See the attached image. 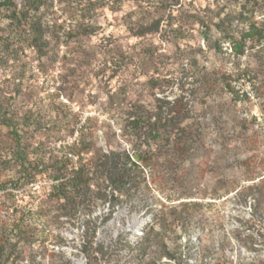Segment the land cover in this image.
I'll return each instance as SVG.
<instances>
[{
	"label": "rangeland",
	"instance_id": "374dc122",
	"mask_svg": "<svg viewBox=\"0 0 264 264\" xmlns=\"http://www.w3.org/2000/svg\"><path fill=\"white\" fill-rule=\"evenodd\" d=\"M92 1L71 7L65 0H53L49 15L62 25L64 34L63 30L80 20L78 15L71 17L74 12L82 11L86 22L94 26L93 34L53 39L48 57H37L25 45L18 56L0 52V100L18 117L31 114L41 121V129L31 126L24 133L27 142L48 144L51 149L64 141L60 140L59 121L50 132L46 130L49 120H60L61 113L52 109L60 104L71 108L75 128L84 124L92 130L96 147L102 150L109 143L132 152L133 143L122 135L120 126L133 105L150 112L160 106L165 112L180 108L184 120L169 141L152 144L157 159L141 165L140 183L129 190L133 195H120L122 201L114 207L96 200L92 213L84 215L92 220L89 223L63 216L59 222H50L48 218L55 212L44 216L37 209L38 200L52 183L47 173L12 190L14 202L1 204L0 194L1 219L11 213L21 215L34 220L43 235L49 228L52 235L37 240H44L45 252L39 249L33 259L24 252L19 263L64 264L68 259L69 264H87L80 249L86 242L95 257L93 264H133L127 242L134 244L148 236L141 243L147 246L140 253L142 261L135 264L147 260L176 264L160 254L164 244L165 250L180 252L182 264H213L214 257L221 254L226 260L223 264H264V224L251 215L248 204L238 201L234 190L237 184L246 183L253 168L264 167L258 132L251 117L243 115L254 110L251 94L264 109V45L233 57L224 47L216 52L202 34L208 31L216 36L217 13L235 10L238 0H179L162 23L163 28L169 22L172 29L179 28L172 41L158 34L131 35L126 21L141 10L133 0ZM3 22L0 17V24ZM201 23L209 24V29ZM235 64L237 76H241L235 79L236 85L242 93L233 83ZM222 74L230 75L236 99L225 89ZM76 134L75 129L66 140ZM181 137L185 142L177 147ZM16 176L9 134L0 125V181ZM187 201L201 205L189 209L182 205ZM173 211L192 217L173 223L169 216ZM161 219L170 221L165 231L158 224ZM59 236L65 240L62 244L57 242Z\"/></svg>",
	"mask_w": 264,
	"mask_h": 264
},
{
	"label": "trees",
	"instance_id": "16d2710c",
	"mask_svg": "<svg viewBox=\"0 0 264 264\" xmlns=\"http://www.w3.org/2000/svg\"><path fill=\"white\" fill-rule=\"evenodd\" d=\"M113 1L115 0H111V2ZM133 1L138 10H141L137 12L136 17L133 19L130 17L126 21L131 35L142 37L158 34L159 37L170 41L174 39L179 28L172 29V22L167 23V26L163 28L162 23L167 21L164 19L165 16L171 15V9L179 4V0ZM65 2L69 6L81 4L83 7L85 3L90 4L93 1L65 0ZM142 2L150 3V6L143 5ZM52 5L53 0H0V17L5 21L0 24V52L18 56L17 52L23 51V45H25L34 49L37 57H48L53 39L60 41L62 35H65L67 39H78L79 36H88L95 31L93 24L86 22L82 16V11L79 14L75 11L71 17L78 15L80 20H77L72 28L63 30L64 34H61L62 25L53 22L49 15ZM236 7L235 10L228 12L221 10L217 13L218 19L213 24L216 36L208 31H204L202 34L204 39L211 40L210 46L216 52H221L222 43L227 42L233 57H241L247 49L264 45V0H238ZM81 9L85 11L84 8ZM221 12H223L222 16H220ZM198 19L195 18V21ZM201 25L205 26L206 30L209 29V24L201 23ZM167 31L170 33L172 31L173 34ZM248 41H250L249 45ZM234 66L236 71L231 70V74L236 73L234 77L238 79L239 68L236 64ZM221 78L225 89L236 99V92L229 81L231 80L230 75L222 74ZM154 82L153 80L152 83L154 84ZM52 109L55 114L61 113L60 120L55 118L53 122L49 120L50 127L46 130L50 132L59 121L62 127L60 140H64V142H60L58 146L50 149L48 144H33V141L27 142L24 138V133L30 131L31 126L34 129L39 126L41 129L42 126L38 125L41 124L40 120L31 114L18 117L17 113H14L0 100V125L5 127L9 134L13 161L18 172V176L0 181V194L3 198L1 204L5 200L14 202V198L11 196L12 190H17L25 184H32L36 181L38 174L47 173L46 175L52 183L48 192L43 195V199L38 200L36 206L44 216L48 211L55 212L48 218L50 222H59V217L62 216L81 220L84 215L92 213L93 204L98 199H102L103 202H108V205L114 207L115 204L122 201L120 195H125L126 198L132 196L133 192L130 193L129 190L136 189L140 183L141 165L152 164L157 159L156 153L151 150L152 144L159 140L169 141L172 132L175 129L177 131L181 129L180 124L184 120L180 108H168L169 111L165 112L164 108L160 106L158 110L150 112L133 105L120 126L122 135L129 137L127 139L133 143L131 144L132 152L124 148H113L109 143L106 150H102L96 147L93 132L89 127H84L82 124L75 128L76 122L70 107L67 108L60 104ZM241 126L246 128L244 124ZM75 129L77 134L74 139L67 142L66 137L73 135ZM180 139L181 145L177 147H181L185 142L184 138ZM136 142L139 143L136 144ZM142 146H145L143 151H141ZM133 155L137 158L133 159ZM245 182L234 187L236 197L242 205L248 204L251 215L264 224V167L253 168L250 177ZM228 192L226 191L225 194ZM182 205L190 209L201 204L187 201ZM43 208L46 211H42ZM169 216L173 223L179 220L186 222L191 219L192 214L181 215L180 212L173 211ZM91 221L90 218L85 219V222ZM169 222L166 219H161L158 224L165 231ZM34 223V220H29L21 215L16 216L13 213L3 219L0 218V264H20V256L23 257L24 252L31 253L33 259L39 249L43 252L46 251L44 240L42 239L40 242L37 240L52 237L49 232L50 228L43 235V231L39 230L37 224ZM144 240L148 241V236L141 242L134 244L127 242L128 257L133 260V264L142 261L140 253L143 255L147 249V246L142 245ZM64 241L63 238L58 237V244H62ZM164 245L160 254L172 259L173 263L182 264L180 252L176 254L173 250H165ZM80 249L87 257V264H93L95 257L86 242ZM147 256L146 259H148ZM69 263L68 259L64 262V264ZM223 263H226L223 254L214 257L213 264ZM56 264L60 263L56 262ZM145 264H155V262L147 260Z\"/></svg>",
	"mask_w": 264,
	"mask_h": 264
},
{
	"label": "built area",
	"instance_id": "2783aa9c",
	"mask_svg": "<svg viewBox=\"0 0 264 264\" xmlns=\"http://www.w3.org/2000/svg\"><path fill=\"white\" fill-rule=\"evenodd\" d=\"M225 44H227V45L223 44V47H224L225 51L228 50L230 55H232L231 51H230L229 43H225ZM232 70L236 71V69L235 70L233 69V65H232ZM240 78H241V76L238 79H240ZM235 79H236V77H234L233 83L236 85L237 81ZM236 87H238V86L236 85ZM239 89L240 88L238 87V91L240 93H242V91L239 90ZM250 96L252 97V100L255 102L254 110L250 111L249 113L245 112V113H243V115L246 116V117H251V120L253 121V125H254L255 129L257 130V132H258V137H259L261 149L264 150V109H261L257 105V100L255 98H253L254 96L252 94ZM248 114H250V116H248ZM72 139H74V137ZM72 139H70V140H72ZM69 141L67 140V142H69ZM69 155L71 156V154H69ZM73 158H74V156H73Z\"/></svg>",
	"mask_w": 264,
	"mask_h": 264
},
{
	"label": "water",
	"instance_id": "95a60500",
	"mask_svg": "<svg viewBox=\"0 0 264 264\" xmlns=\"http://www.w3.org/2000/svg\"><path fill=\"white\" fill-rule=\"evenodd\" d=\"M135 158H137V156H135Z\"/></svg>",
	"mask_w": 264,
	"mask_h": 264
}]
</instances>
